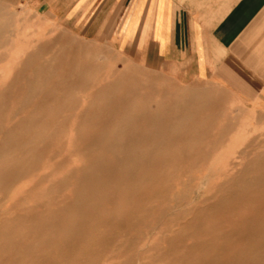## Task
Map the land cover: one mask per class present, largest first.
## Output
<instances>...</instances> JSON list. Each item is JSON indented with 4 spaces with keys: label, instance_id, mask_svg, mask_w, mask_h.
Instances as JSON below:
<instances>
[{
    "label": "rangeland",
    "instance_id": "rangeland-1",
    "mask_svg": "<svg viewBox=\"0 0 264 264\" xmlns=\"http://www.w3.org/2000/svg\"><path fill=\"white\" fill-rule=\"evenodd\" d=\"M46 10L0 0V264H264V119Z\"/></svg>",
    "mask_w": 264,
    "mask_h": 264
},
{
    "label": "crops",
    "instance_id": "crops-1",
    "mask_svg": "<svg viewBox=\"0 0 264 264\" xmlns=\"http://www.w3.org/2000/svg\"><path fill=\"white\" fill-rule=\"evenodd\" d=\"M27 1L83 30H110L121 52L169 64L264 119V0Z\"/></svg>",
    "mask_w": 264,
    "mask_h": 264
},
{
    "label": "bare ground",
    "instance_id": "bare-ground-1",
    "mask_svg": "<svg viewBox=\"0 0 264 264\" xmlns=\"http://www.w3.org/2000/svg\"><path fill=\"white\" fill-rule=\"evenodd\" d=\"M119 29V28H118ZM128 32V31H127ZM128 35V34H127ZM24 44V43H23ZM30 44V43H29ZM28 46H30V45H28ZM32 46V45H31ZM34 48H35V46H33ZM32 56V55H31ZM38 61V60H37ZM36 63V62H35ZM49 69V68H48ZM24 78V77H23ZM36 82V81H35ZM81 85V84H80ZM84 85V84H83ZM133 103V102H132ZM18 109V108H17ZM147 119V118H146ZM53 121V120H52ZM151 125V124H150ZM4 131V130H3ZM172 141V140H171ZM13 144V143H12ZM4 145V144H3ZM210 151V150H209ZM155 154V153H154ZM198 159H200V158H198ZM108 174V173H107ZM260 181V180H259ZM113 187V186H112ZM127 200V199H126ZM129 201H131V200H129ZM74 204V203H73ZM77 208V207H76ZM31 248V247H30ZM172 251V250H171ZM181 254V253H180ZM203 255H205V254H203ZM177 256V255H176ZM185 257V256H184ZM182 258V257H181ZM184 259V258H183ZM59 263V262H58ZM221 263V262H220ZM238 263V262H237Z\"/></svg>",
    "mask_w": 264,
    "mask_h": 264
}]
</instances>
